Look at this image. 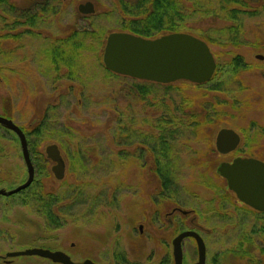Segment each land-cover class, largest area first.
Returning <instances> with one entry per match:
<instances>
[{
    "label": "rangeland",
    "instance_id": "1",
    "mask_svg": "<svg viewBox=\"0 0 264 264\" xmlns=\"http://www.w3.org/2000/svg\"><path fill=\"white\" fill-rule=\"evenodd\" d=\"M86 1L94 3L95 14L78 10ZM177 1L188 14L176 24L208 42L216 73L207 84L143 83L144 98L134 91L139 80L107 71L104 47L90 41L80 49L73 72L65 65L55 69L46 52L72 29L103 31L105 40L120 32L119 0H12L35 12L56 7L58 13L42 16L34 28L0 7V115L25 130L37 172L31 188L0 197V264H59L35 255L6 257L34 248L67 252L74 262L168 264L172 239L193 229L192 216L204 228L207 264H232L228 247L247 235L264 238V213L239 202L217 174L219 163L230 157L219 154L215 143L221 128H233L242 138L236 152L264 159V61L257 58L264 55V0L236 5L244 10L236 20L218 0ZM240 24L231 34L229 28ZM238 57L242 65L236 70ZM45 118V135H30ZM162 130L171 144L170 189L162 187L156 156L145 145ZM50 144L66 160L63 180L51 171L54 162L45 150ZM27 178L21 141L0 126V189H15ZM48 197L59 224L50 225L41 211ZM175 208L194 212L182 225L181 214L167 216ZM195 247L194 239L185 240L184 264L197 261ZM235 262L248 261L239 255Z\"/></svg>",
    "mask_w": 264,
    "mask_h": 264
},
{
    "label": "water",
    "instance_id": "2",
    "mask_svg": "<svg viewBox=\"0 0 264 264\" xmlns=\"http://www.w3.org/2000/svg\"><path fill=\"white\" fill-rule=\"evenodd\" d=\"M78 10L83 15L96 13L95 5L91 1L80 4ZM106 41L103 51L106 69L132 79L164 85L186 80L194 84H206L212 80L217 69L216 59L207 42L186 32L163 34L152 39L131 32H111ZM258 57L264 58L263 55ZM0 125L19 137L28 172V179L24 184L10 191L0 189V197L1 195L10 197L31 186L35 178V169L24 131L13 120L1 115ZM215 143L220 154H229L240 145V135L232 128H221ZM46 150L49 159L55 163L52 171L56 179L63 180L66 175V160L61 150L56 144H50ZM217 173L227 179L229 188L238 195L241 202L264 211V162L257 158L238 157L232 164L222 162ZM190 236L199 239L201 254L200 262L197 264H205L203 241L195 232L190 231L183 232L174 239V264H183L182 242L183 238ZM34 255L59 264H97L91 259L74 262L67 253L47 248L8 252L6 257Z\"/></svg>",
    "mask_w": 264,
    "mask_h": 264
},
{
    "label": "trees",
    "instance_id": "3",
    "mask_svg": "<svg viewBox=\"0 0 264 264\" xmlns=\"http://www.w3.org/2000/svg\"><path fill=\"white\" fill-rule=\"evenodd\" d=\"M11 1L12 0H0V7L5 9L7 8L8 11L12 13L13 9H15V3ZM119 4V13L121 16L123 15L120 30L129 33L132 32L138 36H143L149 39L162 36V34L182 32L183 30L181 29L184 28V24H182V26L179 24L177 25L176 19L180 18L179 20L184 22L188 14L186 6L177 0H135L134 3L128 2L127 0H119ZM218 4H220L221 10L227 11L228 14H230V18L233 20L239 18V16L243 13L241 9L236 7L239 6V4L245 7L247 5V3H242L240 0H218ZM44 8L46 12H51L54 15L55 13H58L56 7L54 8L51 6V9L48 7ZM39 17V13H36L31 20H29L28 26L34 28ZM130 17L134 19L126 20ZM229 29L232 31L231 34H237V32L242 29V25L240 24ZM104 34L105 33L103 31L97 34V32L89 31V29L77 28L72 29L65 37H57L54 44L49 45V49L46 51L51 58V65H53L55 69L60 68L61 65H65L67 67L69 66L71 68V72H73L76 57L79 55L78 52L80 49L87 48L90 41L92 44H96L98 49L103 48L106 43ZM241 65V58L238 57V59L235 60L234 67L236 70H239ZM109 73L118 75L110 71ZM138 82L135 85L136 89L134 91H136V94L138 93L139 96L143 98L147 92L144 91L145 86L142 84L149 83L154 85L156 83L147 81ZM220 88V86L217 88L214 87V89L217 90ZM46 119L47 118L42 121L43 123L41 122L35 126L33 128L35 130L30 133V135L37 138L45 135V132L47 131L45 127L48 126ZM159 134L160 135L153 141H149V144L145 143V145H149L151 151H153L156 156L154 165L156 166L157 177H159L162 187L170 189L175 179L171 172L173 168L171 166L172 155H170L171 144L168 143L169 132L162 130ZM31 186L29 188H31ZM41 204V211L48 218V223L50 225H54L55 223L59 224L57 214H54L53 208L55 203L52 202V197L42 199Z\"/></svg>",
    "mask_w": 264,
    "mask_h": 264
},
{
    "label": "flooded vegetation",
    "instance_id": "4",
    "mask_svg": "<svg viewBox=\"0 0 264 264\" xmlns=\"http://www.w3.org/2000/svg\"><path fill=\"white\" fill-rule=\"evenodd\" d=\"M34 2H36V4H42L44 3V1H46L47 3H50L48 1L50 0H33ZM242 1V3H247V2H244V0H240ZM251 2H253L254 4H257V2L259 0H250ZM241 5V4H239ZM250 5V4H249ZM248 6V5H246ZM44 7H47V6H44ZM37 8L38 12H39V19L38 21L41 19H44L42 16L49 14V12H46L45 8ZM245 7V6H244ZM239 8V7H237ZM240 9V8H239ZM35 8L33 7L32 9L30 8H20V7H17L15 5V9H13V13L16 14L17 16V20L20 22V24H26L27 26L29 25V20H31V18L38 12H35ZM244 12V10H243ZM246 12V11H245ZM30 27V26H28ZM31 28V27H30ZM259 55H263V54H259ZM258 55V56H259ZM257 58L259 59L260 57ZM264 56V55H263ZM261 60L264 61V58H260ZM4 116V115H2ZM7 118V116H5ZM9 118V117H8ZM1 126V125H0ZM3 127V126H2ZM4 128V127H3ZM25 131V130H24ZM26 133V132H25ZM240 135V134H239ZM27 136V135H26ZM241 138V136H240ZM242 140V138H241ZM242 143V142H241ZM241 145V144H240ZM240 145L235 149L233 150L232 152H230L229 154H223L224 156H228L230 157V159L228 160H223L222 162H227V163H231L234 161V159L236 158H257L259 159L260 161L264 162V159H261L257 156H253V157H248V156H245V155H241L240 153H237L236 151L239 149ZM48 147V146H47ZM47 147L45 148V150L47 149ZM28 151L30 152V156H31V161H33V156H32V151L30 150V147L28 148ZM46 157L47 159L50 161L49 157H48V153H47V150H46ZM222 162L219 163V166L222 164ZM33 164H34V169H35V178H34V181L36 179V175H37V172H36V165H35V162L33 161ZM218 166V167H219ZM217 167V169H218ZM223 177V176H221ZM224 179H226L225 177H223ZM33 181V182H34ZM227 181V179H226ZM227 185H228V181H227ZM228 189L234 194L236 195L235 192H233L230 188H229V185H228ZM237 199L239 202L240 199L238 198V195H236ZM243 205H246L250 210H254V211H257L259 213H264V211H260V210H257V209H254L252 206L250 205H247L246 203H243L241 202ZM194 212V210H185V209H180V208H175L171 211V213H169L167 216L168 217H171V216H174L175 214H181L182 217L180 218V221H178V223L184 225L185 224V219L187 216L189 215H192V213ZM192 224H194L195 226L193 227V229H184L182 230L181 232H179V234H177L172 240H173V248H174V239L181 235L183 232H187V231H190V232H195V234L197 236H199L200 239H202L203 241V244H204V249H205V264L208 263V260H207V257H208V254H209V250L207 249V243H206V239L205 237H203V231H204V228H201L200 226H198V223H197V217L196 216H192ZM181 225V226H182ZM142 226H140V230H142ZM259 229H262V228H259ZM264 229V228H263ZM264 231V230H262ZM250 235H247V239H243V240H239V241H236V244H238L237 248H236V244L232 247H228L227 248V256L229 255V259H232L234 260L233 262H231L232 264H237L236 261V258L239 257V255H241V257L245 258L248 262L247 264H264V238L263 237H260L259 235L257 237H249ZM195 240L196 242V250H197V261L194 263V264H197L198 262H200V254H201V250H200V244H199V239H197V237L193 236V237H185L183 238V242H182V250H183V264L185 263L184 259H185V250H184V242L185 240ZM239 242V243H238ZM173 251V250H172ZM226 255V254H225ZM227 256H223V261L226 263L227 259L226 257ZM168 264H174L175 261H174V251H173V254H172V262L170 263V261H167ZM215 264H217V261H215Z\"/></svg>",
    "mask_w": 264,
    "mask_h": 264
}]
</instances>
